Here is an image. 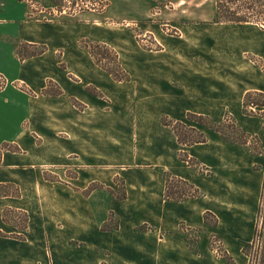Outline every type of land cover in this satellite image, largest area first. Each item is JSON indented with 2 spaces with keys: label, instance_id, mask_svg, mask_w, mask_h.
<instances>
[{
  "label": "rangeland",
  "instance_id": "obj_1",
  "mask_svg": "<svg viewBox=\"0 0 264 264\" xmlns=\"http://www.w3.org/2000/svg\"><path fill=\"white\" fill-rule=\"evenodd\" d=\"M10 6L24 13L0 42V239L24 264H257L264 0ZM36 26L49 40L20 49ZM71 223L84 241L65 240Z\"/></svg>",
  "mask_w": 264,
  "mask_h": 264
},
{
  "label": "crops",
  "instance_id": "obj_2",
  "mask_svg": "<svg viewBox=\"0 0 264 264\" xmlns=\"http://www.w3.org/2000/svg\"><path fill=\"white\" fill-rule=\"evenodd\" d=\"M37 1L49 2V0H37ZM10 2H13V0H0V42H1V45L3 44L9 45V41H10L9 32L7 30V27H4L5 22H8L10 18L12 19L22 18V15L24 13V10L19 8V6H16V7L10 6ZM31 29H32L31 30L32 33H30L29 36L27 37H25L26 35L24 31L21 32V36L18 32L16 33L17 36L15 39L17 40V44H19V48L23 44L36 45V44L41 43V41L46 40L47 38L49 40L50 37L45 36L46 31L50 30L49 27L41 28V26H36ZM3 161H5V159H3ZM206 163L207 165L211 164L210 162H206ZM193 184L201 190L209 191L207 184L204 183L200 179H195V181H193ZM205 209L207 211L210 209V207L205 206ZM73 226L77 228L75 235H71L69 238H65V240L71 241L73 239V236L76 237L75 239H77V236L82 235L80 236V238L82 241H84V238H86L85 237L86 232H84L83 226L72 224V227ZM83 232L85 235L83 234ZM24 247H25L24 244L19 241H10L7 238L0 239V252L3 254L2 258L8 261V264H24V258H25L24 253H23V250L20 251V249H23ZM14 256H17V257L20 256L19 260L15 259ZM36 256L34 257V259L42 256V252H37ZM2 264H4L3 261H2Z\"/></svg>",
  "mask_w": 264,
  "mask_h": 264
},
{
  "label": "trees",
  "instance_id": "obj_3",
  "mask_svg": "<svg viewBox=\"0 0 264 264\" xmlns=\"http://www.w3.org/2000/svg\"><path fill=\"white\" fill-rule=\"evenodd\" d=\"M223 0H220V2H222ZM225 1H228V0H225ZM252 6V4L250 5V7ZM218 15L224 19L225 21H229V22H248V18L246 19H242L240 18L239 16H232V15H229V16H224L223 15V12H221V9L218 11ZM21 49V48H20ZM261 97H263L262 94H259ZM253 97V94H248L247 95V98L246 100L250 101ZM258 105V104H257ZM189 120H192V121H197V122H200L202 125H206L203 123V121H205V117L204 116H198V115H190V117L188 118ZM181 127H186L185 125L181 126ZM178 139H180V141L183 143H188V145H191L193 143H205L206 140L205 138L203 139H197V140H193V141H188V142H185L182 138V136H179L178 135ZM228 142H231L230 140H226ZM181 184L185 185V186H188L190 189H194L197 193L200 191L195 188L192 184H189L188 182L186 181H180ZM169 185V183H168ZM168 187V186H167ZM169 188V187H168ZM259 248L257 250V254H256V259H257V264H264V214H263V224H262V229L261 231L259 232ZM249 243H246L245 246L246 247H249Z\"/></svg>",
  "mask_w": 264,
  "mask_h": 264
}]
</instances>
